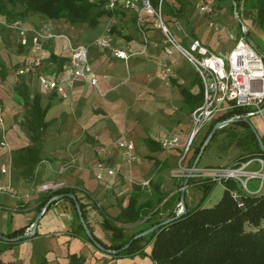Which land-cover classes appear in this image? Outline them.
Returning <instances> with one entry per match:
<instances>
[{"label":"crops","instance_id":"0c3cea01","mask_svg":"<svg viewBox=\"0 0 264 264\" xmlns=\"http://www.w3.org/2000/svg\"><path fill=\"white\" fill-rule=\"evenodd\" d=\"M174 2L171 3L179 8V3ZM129 17L125 23L106 18L91 29L73 26L64 19L49 20L34 15L21 21V29H14L0 16V59L9 68L6 79L0 75V187L11 186L18 191L17 197L0 195V233L28 228L34 223L46 195L39 189L42 183L54 182L75 190L85 204L86 221L107 245L112 232L104 228V217L116 219L121 204L126 207L133 193H142L139 203L143 204L149 199L148 192L152 195L155 191L168 200L183 191L179 187L182 183L172 174L181 148L165 152L159 142L177 136L183 146L189 138L191 114L181 92L188 89L198 94L199 78L179 53L166 54L159 32L151 26L146 28V43ZM108 21L125 25L119 28L121 35H113V39H117L116 49L132 54L128 61L116 59L110 50L92 46L105 34ZM195 34L216 53L228 54L235 45L220 40L212 30L202 33L195 30ZM78 45L89 48L88 57L98 79L96 86L77 79L72 87L66 88L68 97L63 99L45 91L37 73L20 74L41 58L39 72L52 80L61 79L72 49ZM51 54L66 62L57 65L50 60ZM22 81L29 88V103L39 95L45 111V126L37 131L31 130L30 108L15 90ZM120 140L134 143V163L125 160L118 147ZM193 154L194 147L187 157V166L191 167ZM99 162L115 169V175L104 173L99 179ZM2 167H8V173L3 174ZM197 185L191 183L184 190L189 208L201 201L189 195ZM113 223L122 228L135 226L116 220ZM76 225L73 205L65 199L56 202L44 212L36 234L0 253V260L13 264L43 261L71 264L72 255H82L85 264H154L149 256L117 259L100 251L77 233ZM31 229L32 226L27 232ZM146 251L150 254L151 245Z\"/></svg>","mask_w":264,"mask_h":264},{"label":"trees","instance_id":"16d2710c","mask_svg":"<svg viewBox=\"0 0 264 264\" xmlns=\"http://www.w3.org/2000/svg\"><path fill=\"white\" fill-rule=\"evenodd\" d=\"M175 1L179 3V8L169 1L163 3L164 13L168 21L182 20L190 37L197 39L192 15L188 11L184 0ZM151 2L154 6H157L159 0H151ZM227 3L231 5V9H237L238 15L244 14L248 18L255 16L253 18L254 23L257 22L264 33V0H214L215 8H222ZM241 8L242 11H240ZM34 15L49 20L64 19L73 26H87L91 29L97 28L101 20H105L106 18L118 19L120 22L125 23L128 16H130L129 18L138 30L137 18L134 14L121 7L113 11L109 10L107 8V0H0V16L5 17L7 23L11 24L25 21L28 17ZM116 26L118 25L114 24L111 31L121 35L119 28L117 32ZM246 37L248 41H251L248 33ZM261 52L264 55V49H261ZM50 60L56 62L57 65L59 63L63 65L66 62L64 59L62 62L59 61L54 54H51ZM40 68L35 71L29 70V72L31 74L44 73L39 72ZM8 73V66L0 59V75L3 79H6ZM199 83L200 92L198 94H193L188 89H184L181 92L189 114L203 103L204 92L200 79ZM15 90L23 96L25 106L30 108L28 114L31 117V130L37 131L42 129L45 126L43 122L45 111H42L40 96L36 95L34 102L30 104L28 96L29 88L24 81L20 85H17ZM247 112V109L231 111L222 119L215 121L201 144L195 148L191 166H193L207 136L217 123L233 119ZM234 124L244 128L247 131V136L250 137V141L247 142V146L244 148V151H247V153H242L237 157L236 161H246L251 157H262L264 159L261 145L250 126L244 121L235 122ZM215 137L216 135L213 137V140ZM261 138L264 144V137ZM149 143L156 145L155 142ZM192 182L189 180L187 186H190ZM197 182H199V185H201L200 189L203 191L201 201L193 208H189L185 201L186 212L181 217H177L175 210H169L170 208L167 207L168 200H165L166 196L155 193L154 191L146 202L140 204L139 198L142 196V193H133L126 207L121 204V213L114 220L122 224L137 225L139 222L141 224L140 226L138 225L139 227H136L131 235L127 236L125 234V228L116 226L113 223L114 220L104 217V228L112 232L109 245L99 239L87 221L86 223L96 241L111 251L123 249L140 233L154 226H159L150 235L135 240L128 249L118 255H113L117 259L138 255L140 257L149 256L154 264H264V193L259 195H245L237 182L228 181L225 183L224 194L221 200L214 206L204 207L203 203L209 198L216 184L207 181ZM232 191H237L240 194L241 197L239 200L234 199L231 193ZM182 193L183 191H180L172 197L179 203L181 202ZM61 194H75L77 196L75 190L68 188H61L55 192L46 193L38 214L43 211L46 204L53 197ZM65 200L73 205L76 215L77 233L87 242L94 245L79 222L75 202L69 198ZM164 200L163 205L167 207L166 209L169 208L167 218L159 219L157 218L158 211L153 212L152 209L156 201L161 204ZM78 201L86 220L85 204L79 198ZM248 225L255 228V231H247L246 227ZM28 228L1 234L7 238H15L28 233ZM24 240L17 242L0 240V253L12 249ZM148 245H151L150 254L146 251ZM70 258L71 264H85V257L82 255H72ZM0 264L13 263H5L0 260ZM36 264L47 263L43 261Z\"/></svg>","mask_w":264,"mask_h":264},{"label":"built area","instance_id":"2783aa9c","mask_svg":"<svg viewBox=\"0 0 264 264\" xmlns=\"http://www.w3.org/2000/svg\"><path fill=\"white\" fill-rule=\"evenodd\" d=\"M165 1L167 0H159L158 5L154 6L151 0H107V8L113 11L121 7L134 14L137 18V28L144 35L146 43L148 42L146 36L148 26L160 30L165 37L166 54L179 53L193 68L202 83L203 103L191 113L192 129L185 144L181 146L180 139L177 136L165 137L159 142L165 152L181 148L182 154L173 171V177L182 183L183 190L187 187L184 185L186 180L220 184L224 189L226 182L235 181L240 185L245 195L263 194L264 159L262 157H251L246 161L237 162L230 166L203 168L199 165L195 168L187 166L186 161L198 136L212 123L222 119L231 111L247 109L246 114L238 115L233 119H249L260 116L264 122V55L257 52L252 43L246 40L245 37H239L235 32L226 30L212 21L216 8L214 2L208 0L192 1L198 8L199 13L210 19L208 24L220 40L235 42L233 49L225 55L213 52L200 39H192L181 24L174 20L178 30L184 34L182 40L178 39L169 27L168 19L164 13L163 3ZM11 24L12 28L21 29V22ZM241 32L247 35L248 28L245 24L242 25ZM185 42L186 44H184ZM92 46L101 51L110 50L116 59L128 61L132 56L125 50L114 47V39L110 31L107 35L96 39ZM88 54L89 48L84 45L73 48L65 67V75L61 79L52 80L47 74L39 73L38 80L42 88L66 99L68 97L66 88L72 87L77 79L90 81L96 86L98 79L93 73ZM41 66L42 59L37 58L29 68L20 71V74H25L29 70L35 71ZM164 67L168 73H171L166 65ZM118 147L122 150L128 163L136 161L133 142L120 140ZM97 170L99 179L103 178L104 173L111 176L116 173L115 169L106 167L103 162L98 163ZM8 171V167H2L1 169L3 174L8 173ZM252 180L260 181L255 191H252L249 187ZM145 184L149 185V182ZM61 188L59 184L54 182L42 183L39 187L42 193L55 192ZM231 193L234 199H240L241 196L237 191ZM2 194L17 197L18 191L11 186H5L0 187V195ZM177 208L176 213L178 215L183 211V204L179 203Z\"/></svg>","mask_w":264,"mask_h":264},{"label":"rangeland","instance_id":"374dc122","mask_svg":"<svg viewBox=\"0 0 264 264\" xmlns=\"http://www.w3.org/2000/svg\"><path fill=\"white\" fill-rule=\"evenodd\" d=\"M169 1L173 2V0H169ZM213 2H214V0H213ZM175 3H178V2H174V4ZM184 3L186 4L188 11L192 15L193 26H194L196 32L198 31V32L202 33L205 30H212L214 32V30L212 28H210V26L208 24V21H210V19H207L206 17L202 16L199 13V10L196 7L194 2H191V0H184ZM240 11H242V8L240 9ZM253 18H255V16H251L250 18H248L244 14L236 16L234 13V10L231 9V5L229 3H227L222 8H220V7L216 8L215 13H214L211 20L214 21L215 23H218L219 25L224 27L226 30L235 32L239 37H245V39L247 40L246 35L241 32V27L243 25L242 23H244L248 28V37L250 38V40H251L250 42L252 43L254 49L257 52L262 54L261 49H264V33H263L262 29L258 26L259 24L257 22L254 23ZM177 21L187 31L186 26L182 22V20L177 19ZM168 22H169L168 24H169V27L171 28L172 32L175 33V35L178 39L182 40L184 38V34H183V32L178 30V26L175 23L176 21L170 20ZM113 25L114 24L112 21H108V23L106 25L107 28L104 32L105 33L104 35H107L109 31L111 32L112 38H113V35L114 36L117 35L116 32L111 31ZM115 25H117V23ZM124 26H123V23L119 24V26H116V30L118 28L123 29ZM153 30L159 32V35L161 36L160 42L163 45V48L165 49V47H166L165 37L163 36V34L161 33L160 30L155 29V28ZM117 32H118V30H117ZM114 40L117 41V39L115 37H114ZM249 120L256 127V129L258 130V133L260 135L264 136V122H263L262 118L260 116H255V117L249 118ZM211 125L209 127H207V129L204 130L198 136V138L195 141L194 150H195V148H197L201 144V142L203 141L205 136L208 134ZM215 135H216L215 139L214 140L212 139L213 141L211 140L210 144L207 146V148H206V150H205V152H204V154H203V156L199 162V167L203 168V167L230 166V165H233L235 162H237L236 160H237L238 156H240L242 153H247V151H244V148H246L247 142L250 141V137L247 136L248 135L247 131L244 128L232 123L230 125L225 126L224 128L218 129V131L216 132ZM263 136H261V137H263ZM195 183L197 184L199 182H197V181L192 182V184H195ZM259 183H260V181H258V180H252L250 182V185H249L250 189L252 191L257 190ZM181 186H182V184H179V187H181ZM200 186L201 185L194 186L195 189L190 190V194H189L190 197H192L193 199H196V201L197 200L200 201L201 197L203 195L202 189L196 188V187H200ZM146 194H147L146 197H148V198L151 197V194L149 192ZM223 194H224L223 186L220 184H216L213 191L211 192L209 198H207L206 201L203 203L204 207L214 206L216 203H218L221 200V198L223 197ZM178 204H179L178 201L175 200L174 197H171L168 199L167 207H169V208L171 207V209L174 210V207H176V205H178ZM167 207H165L164 205L161 206L156 201L152 210H153V212L156 210L158 211L159 214H158L157 218L166 219L167 214H168L167 212L169 209V208L166 209ZM171 209H169V210H171ZM140 224H141V222H139L135 226L126 227L125 228V234L127 236L131 235L135 231L136 227L140 226ZM263 225H264V223H263ZM246 229H247V231H255V228H253L249 225L246 227ZM148 247H149V245L146 247V249H148Z\"/></svg>","mask_w":264,"mask_h":264},{"label":"water","instance_id":"95a60500","mask_svg":"<svg viewBox=\"0 0 264 264\" xmlns=\"http://www.w3.org/2000/svg\"><path fill=\"white\" fill-rule=\"evenodd\" d=\"M234 13L236 16H238V12H237V9L235 8L234 9ZM240 19V18H239ZM244 25V23H242ZM239 121H244L245 123H247L251 130L254 132V134L256 135V138L258 140V142L260 143L261 145V149H262V152H263V155H264V144H263V141H262V138L261 136L259 135L257 129L255 128V126L253 125V123L249 120V119H243V120H236V119H230V120H227V121H224V122H220V123H217L213 129L211 130V132L209 133V135L207 136L203 146L201 147V150L193 164V167H197L207 146L210 144L211 140L213 139L214 135L216 134V132L218 131V129H221V128H224L225 126L227 125H230L232 123H235V122H239ZM187 183H188V180L185 181L184 185L187 186ZM72 199L74 202H75V205H76V210H77V214H78V217H79V222L81 223V225L83 226L84 230H85V233L87 234V236L89 237V239L92 241V243L95 245V247L97 249H99L100 251H103L105 253H108V254H111V255H118L120 254L121 252H123L124 250L128 249L130 247V245L135 241V240H138L140 238H143V237H146L148 235H150L151 233H153L159 226H154L142 233H140L139 235H137L136 237H134V239H132L130 241V243H128L123 249L121 250H118V251H111L109 249H106L105 247H103L98 241H96V239L94 238L90 228L88 227L87 223H86V220L83 216V212H82V209H81V206L79 204V201H78V197L75 195V194H61V195H57L55 197H53L45 206V208L43 209V211L41 213H39L37 215V217L35 218V221L34 223L32 224V229L30 231V233H26L25 235H20V236H17L15 238H7L6 236L2 235L0 233V240H3V241H9V242H17V241H20V240H24V239H27V238H31L33 237L35 234H36V231H37V227H38V224L40 222V220L42 219V216L44 214V212L51 206L53 205L54 203L56 202H59L63 199ZM181 203L183 204V211L177 215V217H181L185 212H186V205H185V191L183 190V193H182V196H181Z\"/></svg>","mask_w":264,"mask_h":264}]
</instances>
